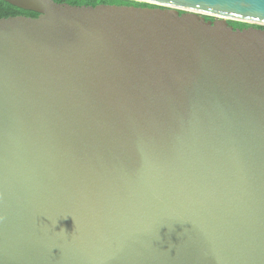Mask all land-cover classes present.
Wrapping results in <instances>:
<instances>
[{"label": "water", "instance_id": "obj_1", "mask_svg": "<svg viewBox=\"0 0 264 264\" xmlns=\"http://www.w3.org/2000/svg\"><path fill=\"white\" fill-rule=\"evenodd\" d=\"M2 1L0 264H264V0Z\"/></svg>", "mask_w": 264, "mask_h": 264}, {"label": "trees", "instance_id": "obj_2", "mask_svg": "<svg viewBox=\"0 0 264 264\" xmlns=\"http://www.w3.org/2000/svg\"><path fill=\"white\" fill-rule=\"evenodd\" d=\"M55 3H66L72 6H96L99 4L105 5H123V6H134V7H149L154 8L155 6L139 3L131 0H53ZM15 16H25L30 18H36L38 16L37 13L31 11H24L22 9L16 8L2 0H0V19L1 18H8V17H15ZM228 25L233 27L234 29H243L247 28L250 25L228 21ZM256 28L264 29V27L255 26Z\"/></svg>", "mask_w": 264, "mask_h": 264}, {"label": "flooded vegetation", "instance_id": "obj_3", "mask_svg": "<svg viewBox=\"0 0 264 264\" xmlns=\"http://www.w3.org/2000/svg\"><path fill=\"white\" fill-rule=\"evenodd\" d=\"M206 20H214L213 18L206 17Z\"/></svg>", "mask_w": 264, "mask_h": 264}]
</instances>
